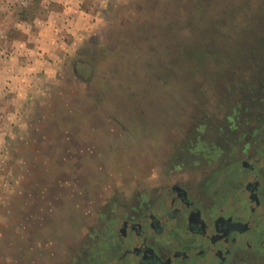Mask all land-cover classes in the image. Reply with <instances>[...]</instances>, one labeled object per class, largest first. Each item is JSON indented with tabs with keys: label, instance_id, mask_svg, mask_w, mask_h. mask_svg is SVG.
Returning <instances> with one entry per match:
<instances>
[{
	"label": "rangeland",
	"instance_id": "obj_1",
	"mask_svg": "<svg viewBox=\"0 0 264 264\" xmlns=\"http://www.w3.org/2000/svg\"><path fill=\"white\" fill-rule=\"evenodd\" d=\"M249 135L264 0H0V264H100L111 219Z\"/></svg>",
	"mask_w": 264,
	"mask_h": 264
},
{
	"label": "crops",
	"instance_id": "obj_2",
	"mask_svg": "<svg viewBox=\"0 0 264 264\" xmlns=\"http://www.w3.org/2000/svg\"><path fill=\"white\" fill-rule=\"evenodd\" d=\"M2 74L4 73L2 72ZM251 137L249 135L248 140H246L247 144H245V148H249L248 146H251ZM258 141L259 145L256 142L254 143V146L258 145L257 149L252 152L247 151L245 154H243L242 157H234L233 159L230 157L232 152L229 151V154L227 153L228 161H225V167L221 170L222 175L219 178V184L215 186V184H211V182L209 185L201 182L199 187H194L193 190H195L194 192L197 197L195 196V198L191 199V205L194 208L198 207L200 211L202 210L206 213L210 210L215 211V209L229 210L230 205H233L234 199H238V197L248 196L247 186L249 185L250 181H253L255 182L254 184H256L259 191L258 205H263L264 209V144L259 139ZM235 158H238L239 161L244 162L243 166L239 168L243 170V177L238 181H235L234 173L233 175L229 174L231 171L233 172V169L236 166L233 165L234 162H236ZM249 172L253 174H249ZM212 181L214 182V180ZM221 188L223 190L220 193ZM188 191L192 195L191 189H188ZM158 197L159 196H157L155 199L151 198L149 200L150 203L148 204H143V206L139 205V207L141 206L143 208L141 209V212L135 217H121L120 219L127 222L138 219L144 212L149 209L150 206H154L157 202L160 203ZM141 202L143 201H140L139 204H141ZM239 204L245 205L244 203ZM248 206L249 212H245L243 210L244 207L240 211H235L234 207H236L237 209L238 205L234 207L232 206V210H230V212L232 211V217H230L232 218V223H242L245 221V215L240 216V213H253V211L251 212L250 210L251 207L254 206L251 201ZM258 210V212L261 211L260 209ZM186 219L187 216H185V220ZM153 220H157L159 223L158 226L160 235L157 234V236L152 237L153 233L150 232L149 229H146L148 230V232L145 230V237L147 238V242L149 243L147 245L149 247H146L148 251L146 254H151V256H153L151 259H148L147 257H144V255H141V252L139 253L137 251L135 243L133 245L131 244L132 246H127V244L123 242L126 239L122 237L118 238V236H116L115 244L111 246V248L106 253V255L108 254V256L105 259L104 264H156L154 262L155 260L159 262L158 264H167V261L169 259V264H218V260H213V256H216V254H223L224 257L227 256V254L225 255V251L221 250V245H218V240H215L217 236H221V232H217L214 230H212L211 232L206 229V226H204L201 231H197L194 229V227L188 225V221H184L182 216H180L179 221L166 220L165 218L161 219V216L159 215L157 216V219L155 218ZM184 222L186 223L184 224ZM125 224L126 223H124V225ZM258 229L259 227L257 228L256 234L259 233ZM213 231L215 233H213ZM260 235L264 236V230L260 231ZM161 236L162 238H160V242L158 237ZM242 236H238V242L243 245L242 248H234L236 250V254L232 257V260H230L231 262L228 261L229 263L226 262V264H264V252H262L264 250L261 249L260 251L259 248H256V246H252V242H250V245H246L247 242H244ZM125 237L128 238L129 234ZM170 243H172L174 246L176 245L175 248L171 247ZM209 243L213 247H211L210 251H206L205 248L209 245ZM202 250L205 251L201 252ZM175 252L182 253L183 255L186 254V257L184 258L178 255L176 256ZM195 255H197V257L192 258V256Z\"/></svg>",
	"mask_w": 264,
	"mask_h": 264
},
{
	"label": "flooded vegetation",
	"instance_id": "obj_3",
	"mask_svg": "<svg viewBox=\"0 0 264 264\" xmlns=\"http://www.w3.org/2000/svg\"><path fill=\"white\" fill-rule=\"evenodd\" d=\"M247 151H248L247 147L243 149V151H234L231 153L230 157L234 159V157H239L240 155L245 154ZM235 161L236 162H234L233 165L236 166L233 169V172L231 171L229 174L233 175L234 173L235 181H238L240 178L243 177V170L239 168L243 166L244 162L239 161L238 158H235ZM250 173L251 172H249V174ZM219 181L220 179L218 178L214 182L215 186L219 184L218 183ZM254 183L255 182L250 181L249 185L247 186L248 196L238 197V199H234L233 205H230L229 210L215 209V211L210 210L207 211V213L203 212L202 210L200 211L198 207L194 208L191 205L192 204L191 199L195 198V196L197 197V195L194 192L195 190L193 189L191 190L192 193L191 195L190 192L188 191L189 188H187L185 184L171 183L169 185L164 186L163 188H161L158 195L159 196L158 199L160 200V203L157 202L154 206L152 207L150 206L149 209L146 212H144L138 219L131 220V222L122 221L121 219H111L109 223L105 225L106 227L104 226V229H106L105 238L104 240L100 241V243L103 245H100V247L98 248L100 263L104 264V261L108 256V254L106 255V253L111 248V246L115 244L116 236H118V238L122 237L126 239L123 242L127 244V246H132L135 243L137 251L139 253L141 252V255H144V257L151 259L153 256H151V254L149 255L146 254L148 252L146 247H149L147 246L149 243L147 242V238L145 237L146 236L145 230L149 229L150 232L153 233L152 237L157 236V234L160 235L159 226H158L159 223L157 220L155 221L153 220L155 218L157 219L158 215L161 216V219L165 218L166 220H172V221L173 220L179 221L180 216H182L183 220L184 221L187 220L188 225H191V227H194V229L197 231L198 230L201 231L202 228L206 226V229H208L211 232L212 230L221 232V236H217L215 240H218L217 241L218 245H221L222 247L221 250L225 251V255L227 254V256L224 257L223 254H218V255L216 254V256H213V260L219 261V262L217 261L218 264H226V262L228 261L231 262L230 260H232V257L236 254L235 249L242 248L243 246L240 244V242H238L239 237H241L242 235L244 242H247L246 245H250V242H252L251 243L252 246L254 247L256 246V248H259L260 251L261 249L264 250V236L260 235V231L264 230V209H263V205L262 206L258 205L259 191H258V187ZM222 190L223 189L221 188L220 193L222 192ZM142 198H145L142 199L143 203L141 202L142 204H140L143 206V204L150 203L149 200L151 198L155 199L156 197L149 198L148 195H142ZM250 201L254 205L250 209L251 212L253 211V213L252 214L240 213V216L245 215L244 216L246 218L245 221L242 223H234V222L232 223L231 220L232 218H230L232 217V211L230 212V210H232V206L234 207L238 205L237 209L236 207H234L235 211H240L244 207L243 210L245 212L246 211L249 212L248 204L250 203ZM238 202L244 203L245 205L239 204ZM140 207L138 205L137 209ZM258 209H260L261 211L258 212L259 211ZM185 216H187L186 220H185ZM124 223L126 224L124 225ZM185 223L186 222H184V224ZM258 227H259L258 229L259 233L256 234ZM146 231L148 232V230ZM214 231L213 233H215ZM127 233L129 234L128 238L125 237L126 235H128ZM158 238L159 241L161 242L160 238H162V236ZM170 244L171 247L175 248L176 245L174 246L172 243ZM211 247L213 246L209 243V245L205 248V250L210 251ZM205 250H202L201 252H204ZM192 253H197V252H192ZM175 254L176 256L178 255L184 258L186 257V254L183 255L182 253L179 252H175ZM195 257H197V255L192 256V258ZM154 262L156 264L159 263L156 260ZM169 262L170 259L167 261V264H169Z\"/></svg>",
	"mask_w": 264,
	"mask_h": 264
}]
</instances>
